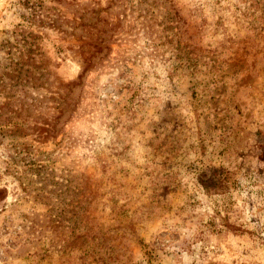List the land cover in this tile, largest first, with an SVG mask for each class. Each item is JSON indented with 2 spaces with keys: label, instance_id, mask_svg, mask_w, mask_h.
<instances>
[{
  "label": "rangeland",
  "instance_id": "1",
  "mask_svg": "<svg viewBox=\"0 0 264 264\" xmlns=\"http://www.w3.org/2000/svg\"><path fill=\"white\" fill-rule=\"evenodd\" d=\"M0 264H264V0H0Z\"/></svg>",
  "mask_w": 264,
  "mask_h": 264
},
{
  "label": "trees",
  "instance_id": "2",
  "mask_svg": "<svg viewBox=\"0 0 264 264\" xmlns=\"http://www.w3.org/2000/svg\"><path fill=\"white\" fill-rule=\"evenodd\" d=\"M210 187H212V189H216V191H217V190H219L221 187H223V185L219 183V184L216 185V186H210Z\"/></svg>",
  "mask_w": 264,
  "mask_h": 264
}]
</instances>
